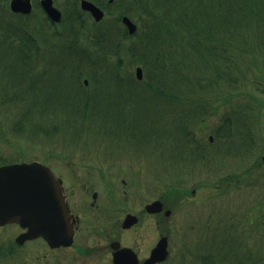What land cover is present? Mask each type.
Segmentation results:
<instances>
[{
  "label": "rangeland",
  "instance_id": "1",
  "mask_svg": "<svg viewBox=\"0 0 264 264\" xmlns=\"http://www.w3.org/2000/svg\"><path fill=\"white\" fill-rule=\"evenodd\" d=\"M56 1L62 6L66 4V0ZM33 5L31 18L44 17L43 11L37 6V0H33ZM248 5L256 11H264V0H254ZM108 17L111 16L107 15ZM253 21L246 18L241 26L233 28L231 25L227 30L214 32L219 33L217 36L222 39L215 41L216 46L213 47H217L216 50L219 52L217 55L216 52L210 54L214 59L212 61L231 72V76L237 79L236 83L229 81L227 77L218 76L213 71L214 64L210 65L206 60L203 64L195 66L191 61L193 58H185L183 53L179 52L180 49L175 48L173 56L166 57L169 66L162 74L161 87L166 91L181 92L182 95H192L194 92L196 96L193 95V98H208L210 101L208 104L201 101V104L206 105V114L202 115L203 119L200 122L197 119L189 123L191 131L188 138L183 134L181 137L177 136L178 131L173 130L172 123L177 118H170L167 111L169 107L165 106L159 107L150 118L138 121L142 131L150 130V135L138 132L136 136H132L125 128L112 130L109 134L110 125L106 124L101 128L100 121H96L101 131L96 132L98 139L88 134L102 147L98 150L90 143L87 147L92 151H98L94 153V158H100L101 164H108L103 166L109 168L110 176L113 177L110 180L106 173L95 168L89 185L92 190L101 188L100 201L103 204L117 208L115 212L117 222L123 219L127 211H142L143 206L156 197L164 196L167 203L174 207L169 221H162L160 217V226L171 237V255L165 264H203L200 258L208 252L215 256L218 264H223L221 260L228 264H236L242 260L248 264L262 263H255L253 258L256 253V260L260 253L264 254V163L261 164V155H264V36H259V33L264 32V24L258 27L261 29L258 33L253 27ZM170 31L185 32L188 29L178 26ZM173 36L165 38L171 41ZM189 36L185 32L184 39ZM201 38L208 41L207 36ZM123 43L126 48L132 45L130 39L124 40ZM258 44L260 45L254 49ZM130 60L131 58H125V61L130 63L128 67L135 70L137 64ZM221 73L224 75L226 72L222 70ZM94 83L95 80L90 79V85ZM16 88L13 86L11 76L6 73L0 74V92L13 91ZM102 95L111 100L110 106L121 99L120 95L111 93L105 86L102 87ZM18 101L24 105L21 99ZM187 101L185 105L175 104L177 112L174 116L180 117L182 108L190 106L192 100ZM245 104L247 106L244 108ZM128 107L141 112L149 111V107L142 104L138 97H133ZM18 113L19 116L21 113L26 114L23 107L18 105L0 106V160L49 159L60 173L62 171L69 177L68 179L75 178V173L68 167L74 166L73 161L76 158L70 155L71 151L67 150L66 143L80 146L81 150L86 149L75 137L67 139L73 131V126L61 128L55 135L44 136L34 126L35 117L39 119L40 117L33 114L35 117L30 116V119L28 117L25 125L30 130L34 129L32 131L35 133L27 132L24 135L27 139H21L23 134L17 132L8 134L6 129L9 126H5V122L10 123ZM229 115L240 121L234 122L233 130L225 127L222 133L231 131L234 142L229 141L232 137L215 136V129L221 124L223 117ZM103 121L113 124L117 120L111 118L108 113V117ZM121 121L134 122L129 118ZM248 124L252 125L253 132L249 137L246 129H243L248 127ZM69 131L70 134L67 136ZM100 133L104 135H99ZM126 135L129 138L126 139ZM211 135L212 141L209 140ZM44 137L51 140L49 146L51 151L44 144ZM190 137L194 139L195 144L187 143ZM253 141L255 142L253 148L249 152L245 151L247 145ZM194 145L199 147L194 148ZM21 154L23 157H19ZM77 160L78 165L81 156ZM96 164L95 162L88 165L97 167L99 164L97 166ZM88 176L89 174L84 173L83 177ZM82 179L84 178L81 177ZM238 179L244 182L239 184ZM193 189H196L195 193L192 192ZM186 191L188 195L184 194ZM104 214L105 211L102 213L101 224L106 227L110 224L106 218L110 216ZM145 217L137 226H134L136 223L133 224L132 230L122 232L121 229L115 230L116 236L125 233L126 241L129 242V236L134 234L136 239L134 242L130 241L132 245L137 244V248L145 250V246L142 245L147 238L146 231L151 241L154 235L156 237L159 234L157 218L153 215ZM98 235L94 234L91 238L87 236L88 239L84 238L83 242L85 245H97L98 242L104 245L106 236L102 238ZM249 252L253 253V256L250 257Z\"/></svg>",
  "mask_w": 264,
  "mask_h": 264
},
{
  "label": "trees",
  "instance_id": "2",
  "mask_svg": "<svg viewBox=\"0 0 264 264\" xmlns=\"http://www.w3.org/2000/svg\"><path fill=\"white\" fill-rule=\"evenodd\" d=\"M154 1L155 3H153L152 0H149L148 4L157 7L155 13L157 16H160L162 14L159 10V8H161L160 7L161 5L166 7L165 17H167L170 14L169 12L170 9L174 8L177 10L176 13L177 15L175 16L177 17L176 18L177 24H175L173 20L171 24L175 25L176 28H178V26H181L185 28V30L188 29V31L185 32H187V35H190L189 40L186 44H182L181 46L182 52L180 53L181 54L183 53L185 58H190V57L193 58L191 59V61L195 63L199 62L203 64L206 60L208 63L210 62L211 65L213 63L215 65L216 62L212 61L214 59L211 58L210 54H215V52L216 55L218 54L219 50H216L217 47H213V46H216L215 41L221 40L222 37L215 36V34L213 35L214 31L212 30V28L209 27V24H207V18L208 16H210L212 19V15L213 14L215 15L218 6L222 5L221 0H211L208 3H206L204 0H199V1L154 0ZM252 1L254 2V0H227L228 10L226 14L228 16V20L230 21L228 25H233V26L238 25V17L241 15L242 17L245 16L247 18H250V21H253L255 19L252 22L254 26H257L256 22H258V26H262L264 24V11L261 10L256 11L254 10V8L248 5V3L252 4L253 3ZM194 7H196L198 12L194 11V13H191V11L189 10ZM234 11L238 12V14H234L235 13ZM217 15L223 16L225 14L222 13V11H220L217 12ZM19 17H21V15L11 13L8 8L2 5V8L0 9V45L5 43L8 44V46L5 47L3 50H1V52L7 56H12L13 59L10 62L6 61L3 63L0 60V68H3L4 70L7 71V73L13 76V79L15 78L17 80V84H19L18 86H23V81L25 80V77H28L30 75V70H31L30 59L27 57V55H29L31 52L30 42L32 41V37L29 26L20 23ZM161 21L162 20H160V22ZM162 30L164 29L160 28L157 30L150 31L147 41H145L144 44L133 45L130 48V50L134 57H139L142 60L147 72L146 74V78L148 79L147 84L150 88H153L154 90L161 92L165 96L171 95V97H174L175 99L178 100L184 99L185 95H182L181 92L171 93L170 91H166L164 88L161 87L162 74L166 72V69L169 66L166 57L168 56L167 52H168V47L170 46L169 44L170 40L168 42L163 41ZM171 32L174 35L176 34V31H171ZM185 32H181L180 43L185 38ZM201 36L202 37L207 36L208 41L207 42L203 41ZM191 38H194L195 40ZM214 68L218 76L222 77L223 75L219 69V66L216 65ZM154 73L157 75L155 76ZM156 77H158V79H156ZM230 80L231 82L236 81L232 77H230ZM156 104H157V100H153L151 98L149 111H156L157 110ZM192 108L190 109L191 112H192ZM236 120L239 121V119L237 118L234 119L230 115L226 117L224 116L221 124L218 125V127L215 129L216 130L215 136L228 137V138L232 137L231 131L222 133V129L228 127L226 129L233 130L232 128ZM244 129H246L247 131V137L252 136L253 132H252L251 124H248V127ZM187 134L190 135V132L188 131ZM254 143H255L254 141L250 142L247 145L246 151L249 152L251 148H253ZM236 153H238V151H236ZM263 163L264 160L261 159V164ZM238 182L240 184L241 182H244V180L238 179ZM248 254L250 255V257L253 256V253L251 252H249ZM256 254L254 255L255 257L253 258L254 262L263 263L264 254L260 253L257 257L258 258L257 260H256V256H257ZM236 264H248V263L242 260Z\"/></svg>",
  "mask_w": 264,
  "mask_h": 264
},
{
  "label": "flooded vegetation",
  "instance_id": "3",
  "mask_svg": "<svg viewBox=\"0 0 264 264\" xmlns=\"http://www.w3.org/2000/svg\"><path fill=\"white\" fill-rule=\"evenodd\" d=\"M94 1L99 6L104 4L97 2V0ZM69 167L75 174L80 172L93 174L95 169V167L84 165ZM75 178L77 179V177ZM64 182L66 183L65 180ZM90 182L91 180L82 183L73 180L68 183L67 187L65 186L64 191L73 219L75 218L77 221L75 236L71 245L54 246L43 237L23 238V234L27 233L28 230L18 223L0 225V264H149L152 250L165 231L160 226V217L162 221H165L164 213L150 214L146 207L148 203H146L142 211H127L123 219L118 220V223L115 220L117 208L103 204L100 201V188L92 190L91 185H89ZM104 211L106 212L104 216H110V218H106L107 221H110L106 227L101 224ZM128 215L135 216L132 218V221H136L134 226L141 223L145 216L153 215L157 218L159 234L156 237L154 235L151 241L149 233L146 231L147 238L142 245L145 246V250L137 248L135 243L132 245L136 239L134 234L129 236V242L126 241L125 233L116 236L115 230L121 229L122 232L134 228V226H124ZM119 224L120 226H118ZM94 234H99L102 238L106 236L104 238L106 243L104 245L98 244L99 242L97 245H85L84 238L88 239L87 236L91 238ZM98 241H100L99 238ZM124 247L130 248L132 251H123ZM154 264H165V262Z\"/></svg>",
  "mask_w": 264,
  "mask_h": 264
},
{
  "label": "water",
  "instance_id": "4",
  "mask_svg": "<svg viewBox=\"0 0 264 264\" xmlns=\"http://www.w3.org/2000/svg\"><path fill=\"white\" fill-rule=\"evenodd\" d=\"M51 17L58 21L61 12L53 6L52 0L43 1ZM12 7L15 11L28 13L31 11L30 0H13ZM84 7L93 11L97 19L103 17V12L91 2L85 1ZM125 21L130 25L131 32L136 30V25L129 18ZM138 75L142 77V69L138 68ZM61 187L55 179L51 169L39 162L15 163L0 167V222L4 219H16L31 222V212L22 210L23 207L36 206L61 208L64 197ZM55 227L64 218V212L54 210ZM63 217V218H62ZM67 218V213L65 214ZM27 222V223H28ZM167 238L155 250L162 258L168 255Z\"/></svg>",
  "mask_w": 264,
  "mask_h": 264
}]
</instances>
